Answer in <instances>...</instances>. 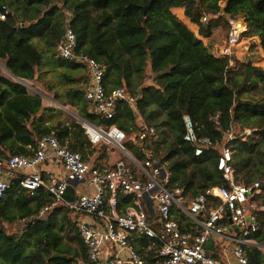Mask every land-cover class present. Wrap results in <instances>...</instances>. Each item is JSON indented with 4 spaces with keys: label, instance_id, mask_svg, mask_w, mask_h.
<instances>
[{
    "label": "trees",
    "instance_id": "trees-1",
    "mask_svg": "<svg viewBox=\"0 0 264 264\" xmlns=\"http://www.w3.org/2000/svg\"><path fill=\"white\" fill-rule=\"evenodd\" d=\"M171 1L0 0L6 10L5 19L0 20V61L15 77L40 81L46 74L42 72L46 57L54 69L64 70L59 77L68 85L65 92L56 91L54 99L68 101L87 123L122 130L128 139L126 149L137 159H143L144 154L137 145L136 120L140 118L153 127L155 134L147 147L169 172V187L180 189L186 203L209 188L225 185L216 168L217 148L223 144V133L230 130L237 136L229 144L235 181L247 186L259 182L264 191V72L251 60L233 58L229 65L227 59L215 57L170 11L167 3ZM220 11L228 18H243V35L257 36L264 53V0H195L191 16L198 21L204 14ZM66 13L70 14L68 21ZM66 23L75 34L76 52L103 66L107 90L123 87L135 97V110L119 101L112 120L94 112L84 98L88 83L85 68L55 57V46ZM35 41L43 44L44 52ZM79 70L85 72L82 88L74 86L77 80L71 76ZM45 87L52 90V85ZM55 113V108H43L39 96L28 95L23 86L3 77L0 71V159L30 155L41 137L53 135L61 145L90 162L92 145L77 120L56 125L46 122L43 126V117L49 120ZM185 115L191 118L197 136L209 138L217 148L194 155L193 147L182 139ZM216 116L217 122L213 120ZM245 129L252 134L244 140L240 133ZM65 198H76L70 184ZM52 200L43 189L31 194L11 182L0 198V264L88 262L78 234L72 239L80 245L81 260L63 242L60 231L67 216L57 217L63 211L70 213L66 207L56 206L38 215ZM121 200L124 204L131 201L126 196ZM263 214H259L261 230L253 236L258 241L264 240ZM175 215L183 232H201L180 212ZM223 224H228L227 220ZM67 226H74L69 217ZM131 243L146 264L155 263L152 242L134 238ZM205 249L210 254L216 251L212 238ZM214 252L211 255L217 258ZM245 255L250 264H264V252L257 248H246Z\"/></svg>",
    "mask_w": 264,
    "mask_h": 264
},
{
    "label": "built area",
    "instance_id": "built-area-1",
    "mask_svg": "<svg viewBox=\"0 0 264 264\" xmlns=\"http://www.w3.org/2000/svg\"><path fill=\"white\" fill-rule=\"evenodd\" d=\"M5 15L3 8L0 20H4ZM66 16L68 21L70 14L66 13ZM240 18L227 19L228 34L216 54L227 59L229 65H232L235 48L245 31L244 21ZM208 21L207 14L201 17L202 23ZM76 48L75 34L66 23L55 46V57L85 68L88 83L84 98L94 112L104 120H112L119 101L128 103L135 110L136 98L123 87L107 90L103 83V66L89 56L77 53ZM28 88L33 91L32 86ZM217 119L218 116L213 118L215 122ZM78 123L91 145L116 148L125 158L118 159L110 168H99L85 160L81 153L61 145L55 136H43L32 154L12 155L6 161L0 159V198L10 188L11 180L18 179V184L31 194L43 189L52 196V203L44 206L39 216L60 205L79 217L86 216L89 221L78 219L75 223L86 250V264H146L131 243L134 238H144L156 247L154 264H250L245 249L256 246L253 235L261 230L259 214L264 212V207L259 199L263 189L259 182L247 186L235 181L231 165L233 152L229 144L237 136L232 130L223 133V144L217 148L209 138L197 136L191 118L183 116V142L193 147L195 156L216 147V168L225 182L186 203L180 189L169 187V172L147 147L155 134L153 127L140 118L136 120L137 145L144 154L143 159H137L125 147L126 134L116 126ZM251 134L252 130L245 129L240 136L245 140ZM49 158L60 162L65 173L63 179H56L49 171L40 169ZM69 181H86L94 191L69 201L65 198ZM121 196L131 199L123 211L118 207ZM147 203L152 212L147 209ZM177 211L201 232H183L175 215ZM224 220L230 223L223 224ZM209 238L222 240L224 247L230 248L234 262L228 259V253L219 259L207 252L205 244Z\"/></svg>",
    "mask_w": 264,
    "mask_h": 264
},
{
    "label": "crops",
    "instance_id": "crops-1",
    "mask_svg": "<svg viewBox=\"0 0 264 264\" xmlns=\"http://www.w3.org/2000/svg\"><path fill=\"white\" fill-rule=\"evenodd\" d=\"M194 1L195 0H172L171 2L167 3V6L170 9V11L199 40H201L203 42V44L210 50V52L215 57L221 58V56H218V55L216 56V54L219 52V49L224 44V42L226 40V37H227L226 30H228V25H227L228 17L225 16L222 11L216 12V13L209 12V13H207V15L209 16V21L208 22L202 23L201 22V18H200V20L197 21L193 16H191V11H192L193 6H194ZM204 15H206V14H204ZM243 21H244V19H243ZM244 24H245V22H244ZM245 30H246V24H245ZM233 58L238 60V61L251 60L252 64L257 69H259L260 71L264 72V53H263V50H262V48L260 46V41H259L257 36H245V35L242 34V36H241V38L239 40V43H238V45L235 48V55H234ZM1 64H0V71H1V75L3 77H5V78H7L9 80H12V81L20 84L21 86H23L25 91H26V93L28 95H37V94L30 93L32 90H30L28 88V86L29 87L32 86L34 88V83L32 82L33 80H31V81L24 80V79L17 80L15 78H13L15 76H13L5 68V65H4L5 62L1 61ZM33 91H35V90H33ZM37 96L40 97L39 94ZM42 100L43 99H41L42 107L43 108H47L43 104ZM77 117L78 116H75L76 120H78ZM46 122L48 123V125H54V124H51V121L48 120V118L46 116H44L43 117V126L47 125ZM91 148L92 149H90V151H91L90 155H92L94 153V151L96 150V154H98V156H100V157L96 158L93 162H90V163L93 164V165L98 166L99 168H110V167L113 166V164L118 159L125 158L124 154L121 151H119L118 149L114 148L119 153L117 155L115 154V160H114L113 164L112 165H108V164H106V162H104V160L101 159V156H102L101 154H102L103 151H109V149H113V148L112 147H106V146H103V145H92ZM97 148H99V149H97ZM101 148H103L104 150L102 151ZM90 155H89V158H88L89 161H90ZM40 169L45 171V172L49 171L51 174H53V176L56 179H63L65 177V173H64V171L62 169V166H61L60 162L57 159H55V158H49L46 162H44L41 165ZM72 187L74 188L75 197H78L80 194H89V193H92L94 191V189L92 187H90L86 181L79 182L77 185L72 186ZM261 196L262 197L264 196V191H263ZM119 201H120V203H119L118 207H119L120 211H123L125 209V204L126 203L124 204L122 202L121 197H120ZM145 205L147 206V209L149 210V212H152L151 206L148 205V203L145 204ZM203 215L206 216L205 214H203ZM64 216H67V219L69 217L70 221L72 223L74 222V226L70 227L72 236L74 237L76 234H78V236H80L79 232L75 228L76 221L78 219H83L85 221H89V219L86 218V216L79 217L78 215L72 214L71 212L70 213L65 212ZM67 219L64 218V222H65L66 227L68 228ZM227 222L230 223L229 220H227ZM253 239H254V242L256 243V246H254V248H257L259 251L264 252V247H261L258 244V242H260V241H258L255 238H253ZM75 242L77 243V241H75ZM82 244H83V242H82ZM213 246H215V249H216L215 252L218 255L217 258L223 259L224 258V254L228 253L227 254L228 259L231 262H234V258L230 254V248L229 247H224V243H223L222 240L213 239ZM83 247H84V244H83ZM79 248H80V245H79ZM80 250L77 253V255H78V258L81 260V257H80L81 251ZM84 250H85V247H84ZM116 250H117V248H114V251H116ZM213 252H211V254H213ZM215 252H214V254H215ZM85 253H86V250H85ZM109 254H111V251L109 252ZM105 255H108V253H106ZM121 255H123V253H121Z\"/></svg>",
    "mask_w": 264,
    "mask_h": 264
},
{
    "label": "rangeland",
    "instance_id": "rangeland-1",
    "mask_svg": "<svg viewBox=\"0 0 264 264\" xmlns=\"http://www.w3.org/2000/svg\"><path fill=\"white\" fill-rule=\"evenodd\" d=\"M241 19V18H240ZM228 25V24H227ZM229 30V26H228ZM228 30H226V34H228ZM34 44L40 51H45V47L40 41H35ZM46 59V57H45ZM44 61L46 62V66L42 69V72H46V74L43 76L42 80L37 81L36 79L33 80L32 82L34 83V88L30 93L32 94H39L41 99H43V104L47 108H55L57 110V113L52 114L51 119V124H58V122H65V121H71V120H76L75 116H77V110L70 106L66 101H57L54 99V94L55 92H60L63 93L67 90L68 86L66 83L60 79L59 73L64 72V70H59V69H54L50 63H48V59ZM246 61V60H244ZM1 64V61H0ZM2 65V64H1ZM72 78L77 80V82L74 84V86L82 88L85 80V72L84 71H74L71 72ZM46 85H52V90H48L45 86ZM59 111V113H58ZM78 121V120H77ZM79 122V121H78ZM128 140V139H127ZM99 149V148H97ZM103 151L104 149L101 148ZM128 150V149H127ZM130 152V150H128ZM104 152V153H103ZM101 159L106 162L108 165H112L114 160H115V154L117 155L119 152L116 149H109V151H103ZM131 153V152H130ZM98 154H96V150L92 155H90V162H93L96 158H98ZM259 203L261 205H264V196L259 199ZM264 207V206H263ZM65 211H63L61 214L58 215V219L60 220L61 218L65 217ZM262 219V231H264V214L261 217ZM60 234L63 238L64 244L68 246V248L71 251H74L75 253H78L80 248L79 245L72 239V234H71V229L70 227H66V225L63 226V229L60 231ZM258 244L261 247H264V240L258 242Z\"/></svg>",
    "mask_w": 264,
    "mask_h": 264
},
{
    "label": "water",
    "instance_id": "water-1",
    "mask_svg": "<svg viewBox=\"0 0 264 264\" xmlns=\"http://www.w3.org/2000/svg\"><path fill=\"white\" fill-rule=\"evenodd\" d=\"M0 10H3V7L0 6ZM13 78H15V79H17V80H20V79L17 78V77H13ZM77 119H78L79 121H81V122H85L84 120L80 119L79 117H77ZM11 182L18 183L19 180H18V179H12ZM69 184L72 185V186H75V185L78 184V182H77V181H69ZM227 216H229L228 213H227Z\"/></svg>",
    "mask_w": 264,
    "mask_h": 264
}]
</instances>
